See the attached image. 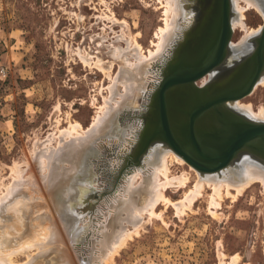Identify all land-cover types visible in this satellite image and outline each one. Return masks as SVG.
I'll use <instances>...</instances> for the list:
<instances>
[{
	"label": "rangeland",
	"instance_id": "1",
	"mask_svg": "<svg viewBox=\"0 0 264 264\" xmlns=\"http://www.w3.org/2000/svg\"><path fill=\"white\" fill-rule=\"evenodd\" d=\"M163 2L165 3V0H0V55L14 54L15 57L10 64L0 63V69L3 67L7 71L6 78L0 75V203L7 202L0 204V244L2 245L0 249L8 244L16 248L21 242L22 244L35 243L38 241L37 237L39 239L45 237L41 240L47 242L45 239H49L52 232L50 227L47 228L45 225H51V230L53 231L56 227L54 232L57 230L55 234L59 233L60 237L62 235L63 241L55 240V242L49 239L47 243L45 242V247L43 246L45 250L32 248V252L40 254L29 259L28 264H67L65 262L68 261L70 264H98L99 258L104 256L105 250L103 251L102 248L105 249V246L101 248V245H104L101 243L102 238H98L97 241L95 235L90 234L92 225H94V234L103 228L102 234L105 226L106 229L109 228L110 231L113 229L112 231L116 232L122 224L124 227L127 226L129 231L134 230L132 223H128L125 219L127 224L124 220L121 224L113 219L102 220L109 214L108 210H104V213L97 211L101 197L93 182L85 176L78 179L79 188L75 192L72 205H68L66 209L68 220L62 222L56 214L50 190V187L62 190L59 187L61 183H56L55 187L51 186L50 176L46 178L50 175L49 168L44 169L46 161L48 162L45 159L48 156L41 158L42 154L47 155L49 149L56 150L57 147L68 146V141L71 142V139L77 135H84L86 128L91 127L94 118L100 115L105 98L111 95L108 88L113 84V78L120 70L124 71L125 68L132 67L130 63V65L126 64L127 61L135 62L138 58L136 53L138 46L142 47L145 55H149L150 50L156 49L157 32L165 26L166 6ZM238 4L242 8L241 12L244 10L242 22L245 27L240 24L236 27L232 26L230 52H234L235 55L238 53L236 56H239L240 52L235 49L239 48L241 51L243 48L241 45L244 42L246 45L242 52L250 49L253 37L260 34L264 26V0H256L257 7L247 5L244 0H239ZM199 5L201 0H189L185 4L186 18L194 15L192 25L196 24L199 17ZM238 7L236 9L232 5L231 18L241 13ZM251 31H253L252 34L246 36ZM243 38L246 39L242 41ZM134 42H137L138 46ZM173 50L176 51L174 47ZM174 51L166 62L165 69H167L166 65L171 63ZM144 76H141L142 85L146 79V73ZM123 78L121 77L119 82L116 81L115 95L108 102L110 107L119 105L117 103L121 100L119 95L124 93V84H121L124 83ZM208 80L210 77H204L198 81V85H204ZM154 92L146 105V111L143 112L144 124L139 144L150 122L148 118L153 114ZM238 101L246 106L250 104L251 109L257 112L261 106L264 107V83L257 84L249 95ZM123 107L122 104L116 109L120 111ZM136 108H140V104ZM77 123L80 125L77 126ZM70 133L72 137L68 136ZM93 139L94 137L88 142H92ZM63 140L67 141L66 144ZM157 142L165 144L161 140L154 143ZM58 143L59 146L56 147ZM139 144H136V150L133 153L135 158H137L136 151ZM175 155L181 157L172 150L168 178L175 177L172 180L177 183L176 185L173 184L174 182L167 184L169 187L161 189L169 203L159 201L154 207L155 214L144 213L142 227L140 226L137 232L132 234V238L128 239L106 264H220L221 262L264 264V185L261 181L255 180L250 183L235 198L225 196L218 207L210 205L208 196L212 190L206 186L202 195L193 199L191 206L182 208L181 201L187 192L190 193V190L194 188L193 186L199 180L200 171L183 157L179 158L184 161L180 163ZM57 159L54 160L58 165L57 169H63L70 164L68 160ZM255 161L264 165L260 161ZM95 174H93L94 179H96ZM15 175L22 177L19 181L20 188L11 194V197L10 195L4 197L8 193L7 191L4 194L9 184L11 187L14 184L17 178ZM185 177L187 181L184 185L179 184L177 179ZM231 192L235 193V190L232 189ZM144 196L146 194H143ZM11 202L12 205H10ZM140 203L142 210L146 206L145 198ZM23 206L27 210L23 209ZM176 206L180 208L178 211ZM23 215L29 216L28 219H24ZM102 215L104 217H101ZM122 215L125 216L124 210ZM41 217L44 219L41 220ZM16 218L17 220H13ZM100 219L102 222H99ZM37 220L44 221L45 224ZM21 222L24 224L23 227ZM26 222L33 225L30 227V224L28 226ZM104 222L107 225L104 226ZM37 226L41 227L43 234L38 232L41 230L39 227L37 229ZM24 227L26 231L23 230ZM17 237L20 239L17 240ZM50 241L51 245L54 242V244L58 243L56 246H51ZM95 246H98L99 250L101 248L103 252L100 250L99 253L102 252V254L97 252L98 247ZM51 247L58 249L52 252ZM109 251L110 248L106 250V252ZM106 252H104L105 255ZM22 253L17 255L16 263L20 264L28 260L26 252Z\"/></svg>",
	"mask_w": 264,
	"mask_h": 264
},
{
	"label": "bare ground",
	"instance_id": "2",
	"mask_svg": "<svg viewBox=\"0 0 264 264\" xmlns=\"http://www.w3.org/2000/svg\"><path fill=\"white\" fill-rule=\"evenodd\" d=\"M188 1L189 0H165V3L163 2L166 6L165 11H164V13H165V18H164L165 19V26L161 27L159 29V32H157L158 41L155 43L156 49L150 50L149 55L148 54L145 55L143 50H142V47L138 46L137 42H134L138 46V48H136V53L138 55L137 56L138 58H136L135 62L134 61L128 62L126 60L127 61L126 64L130 63L132 65V67L125 68L124 71H122L123 69L120 70L118 75L113 78L114 82H113V84L109 85V88H108L110 90L109 93H111V95L109 96V94H108L109 97L107 96L108 98H105V101H104L105 104L103 103L104 105L102 104V106H101L102 109L100 111V115L97 116V114H96L97 117L94 118V121H93L94 123L91 125V127L89 126L88 129L86 128L87 131L85 130L86 132L84 133V135H82V134L77 135L76 137H74V139H71L72 140L71 142L66 141L68 146L66 145L64 147L63 146L57 147V146H59V143H58V145H56V147H57L56 150H53V148H52V150L49 149V151L47 150V153H46L47 155L42 154L43 155L42 158L40 157L41 159H43V157L48 156V157H46L47 159H45V161L48 160V162L46 161L44 169L49 168L48 174H50V175H48V177H46V178L48 179L50 176L49 181L51 182L50 184H52L51 186L56 185V183L59 184V182L61 183L59 185V187H61L62 190H56V189L51 188V187H50V190H51V194L53 195V196L52 195L51 196H52V199H54L53 202H54L55 209L57 212L56 214L59 216V218L61 219L62 222H65L68 220L66 209H67L68 205H72L71 203H73V199L75 197L74 196L75 192H76V190H78L79 184H80V182H78V179L82 178V176L83 177L85 176L86 179H88V177H89V179L93 182L94 186L97 188L98 195H100L99 197H101V201H100V203H98L97 208H96L97 211H103L102 213H104V210H108L109 214H107L106 217H104L102 215L101 217H104V219H102V220L105 221L108 219H110V220L113 219V220H116V222L118 221V224L119 223L121 224L122 220L125 219L128 221V223H130V224L132 223V227H135L134 230L129 231L126 228L127 226L125 225L126 227H124V226H122L123 225L122 224V225H120L119 230L116 229V232H114V231H112L113 229L111 231L109 228L106 229L105 225H107V224H106V222H104L105 223V224L103 223L105 226L104 232L101 234L103 228L100 229L101 231H99L95 225V227H96L95 230L97 229L98 231L96 230L97 232H96V234H94V232H93L94 231L93 230L94 225L91 224L92 226L90 228L91 229L90 234H92V236L95 235L94 237H96L95 240H97V241H98V238H102V240L101 239L100 240H101V243L104 245H101V248H102V246L103 247L105 246V249L102 248L103 251L105 250L104 252H106V250L107 249L109 250V248H110V251L106 252V255L104 254V252L100 248V250L103 252V255H104L103 257H101V259L98 256H96L97 254L94 255V257L96 256L99 258V260L97 262L98 264H103V263L106 264L107 261L110 262L114 256V254L120 249V247H122V245L128 239L132 238V234L134 232H137V230L139 229L140 226L142 227V224H143L142 222H144L142 220V216L144 215V213L155 214L156 212L154 211V209H155L154 207H155V204L158 203L159 201H164V202L169 203L168 199L163 195V192L161 189L163 187L165 189V187L168 186L170 183L174 182L173 183L174 185H176L175 183H177V182L172 180L175 177H173L172 179L168 178L169 172H170L169 158H170V155L172 154L173 149L167 143H165V144L164 143H158V142L154 143V144L152 143L153 145L151 144V146L148 147V149L143 153L142 158L141 159L139 158V160H138V157L135 158V156H133V153H134V150H136L135 149V147L137 146L136 144H139L138 142L140 141V133H141V130H142V127L144 124V119L142 118V116L144 117L143 112H145L147 109L146 105H148L147 103L149 102L150 96L157 89V86L160 83V77H162L161 74L164 72V69H165L164 66H165L166 62L168 61V59L173 54V51H174L173 47L175 48V45H177V43H176L177 40H180L183 37H185L187 30L193 24L194 15L190 16L189 18H186L187 16L184 13L185 12V4ZM244 1L247 3V5L249 4V6L250 5L256 6V0H244ZM238 2H239V0H231V4L233 5V8L237 9V7L239 5ZM240 7L241 6L239 5L238 10H240V12H241L242 8H240ZM257 10H259V9H257ZM243 11L244 10H242V12ZM242 12L238 13L237 17L231 18V23H232L233 27H236L239 24L241 26L245 27L244 23L242 22V18H243ZM252 32L253 31H251L246 36L252 34ZM245 39L246 38H243L242 41H244ZM244 43L241 45V47H243V48H245L244 45H246ZM127 44H129V43H127ZM230 45H232V44H230ZM132 47H133V45H132ZM243 48H242V50H243ZM119 49H121V48H119ZM126 49H128V48L126 47ZM126 49H124V51H126ZM242 50L240 51L239 48L235 49V51H239V52H242ZM119 51H121V53H123L122 50H119ZM136 53H134V54H136ZM119 54H120V52H119ZM134 59H135V57H134ZM126 61H124V62H126ZM167 66L168 65H166V68H167ZM120 68H122V67H120ZM145 73H146V79L144 82L142 81L143 82V85H142L141 76L142 75L144 76ZM211 76H213V74ZM121 77H124L123 79H125L123 81L124 83H121V84H124L123 85L124 86V93L119 95V96H121V100L118 101L117 103H119V105L123 104L124 107L119 111L118 109H116V107L118 108L119 105L115 106L113 104L115 107L114 106L110 107L108 102L113 99V95H115L114 92L116 90V81L121 79ZM259 83H264V73L260 77L257 84H259ZM114 101H116V100H114ZM237 101L238 100H236V102L231 103V104H233V106L239 112H241L244 116H247L248 119H251L254 121L264 122V107L261 106L259 108V110L257 112H255L251 109L252 107L250 106V104L246 106V105L242 104L240 101H238V102ZM140 102H142V104ZM110 104H111V102H110ZM138 104H140V108H136V106H138ZM126 107H128V109H126ZM115 113L117 114L116 117H115V115H116ZM78 125H80V124L77 123V126ZM71 129H73V127ZM78 129L82 130L81 128H78ZM75 130H77V129L75 128ZM78 133H76V134H78ZM69 135L71 136V133L68 134V136ZM73 136H75V135H73ZM93 137H94V139L91 140L92 142H88V140L90 141V139H92ZM68 139H69V137H68ZM98 139H99V141H97ZM96 141H97V143H96ZM66 142H65V144H66ZM159 144H161V145H159ZM62 145H64V144H62ZM74 146L75 147L78 146V148L77 147L75 148ZM44 152H46L45 149H44ZM48 152H49V154H48ZM94 155L96 157H94ZM66 156H68V157H66ZM175 157H177V159L181 158L177 155H175ZM55 158H58L59 160H66V161L68 160L70 162V164L68 162L69 166L64 167V165H63V167H64L63 169L62 168L57 169L58 165L55 164V161H54ZM127 160L129 162H127ZM180 161L184 162L183 160L179 159V162ZM182 162H180V163H182ZM91 171L93 172V174L96 173L95 174L96 179H94ZM198 171H200V170H198ZM199 173H200L199 174V180L195 183V186H193L194 188L192 189V191L190 190V193L187 192L186 196L181 201L182 208L183 207L186 208V207L191 206L193 199L196 198L198 195H202L203 190L205 189L206 186L210 187V189L212 190V192L208 196L209 201H210V205L214 206V207H218V206H220V203H221L220 201L223 200V198H225V196L235 198L238 194H240V192H242V190L244 188H246L250 183L254 182L255 180L261 181V183L264 185V165L258 164L253 158H251L248 155H243L237 161V163L236 162L231 163L219 171L207 172V173H203L200 171ZM182 175H183V173H182ZM46 176H47V174H46ZM46 178H44V179H46ZM20 179H22V177L19 175L17 178H15L16 181L14 180V184H12V187L9 184L10 188L7 187L8 190L6 188V191L4 194H6L7 191H8V193L6 195H4V197L8 196V195H10V197H11L12 196L11 194H14V192H16L20 188V182H19ZM23 180H25V179H23ZM177 180H178L179 184L184 185V183L187 181V178L185 177V178H181V179H177ZM21 187H22V185H21ZM232 189L235 190V193L231 192ZM57 192H59V193H57ZM143 194H146L147 197L146 196L143 197ZM21 195H23V194L21 193ZM55 195H57V196H55ZM14 197H12V198H14ZM144 198H145V205L146 206L144 205L145 207H143V209L141 210L139 205L141 204L140 202H142V200ZM9 200H7V201H9ZM95 201H97V200H95ZM12 202L10 205H12ZM3 203H0V204H3ZM6 203H4V204H6ZM9 203H8V205H9ZM171 203H173V202H171ZM180 205H178V206H180ZM18 206L19 205H17V207ZM21 206L22 205H20V207ZM141 207H142V205H141ZM8 208H10V207H8ZM27 208H28V205H27ZM16 209L17 208H15V210ZM18 209H19V207H18ZM23 209H26V208L24 207ZM176 209L178 211L180 208L178 209V207H177ZM123 210H124L125 216L122 215ZM14 211H13V213H16ZM11 212H12V210H11ZM18 212H17V214H18ZM27 213H28V211H27ZM214 213H216V212H214ZM95 214H96V212H95ZM99 214H101V212ZM14 215H16V214H14ZM24 215H23V218L28 219L29 216L27 215L28 217H24ZM97 215H98V213H97ZM38 217L40 218V216H38ZM38 217H37V219H38ZM23 218L21 217V219H23ZM85 218H86V216H85ZM85 218H84V221L86 220ZM94 218L96 219L95 216H94ZM43 219H44V217H41V220H43ZM13 220H17V218L13 219ZM20 220H19V222H20ZM41 220H37V221H41ZM21 221H23V220H21ZM26 221H28V220H26ZM34 221H36V220H34ZM34 221H33V223H34ZM100 221H101V219L99 220V222ZM127 221H125L126 224H127ZM12 222H14V221H12ZM41 222L44 223V221H41ZM133 222H135V223H133ZM29 224H28V226H29ZM46 224H48V223H46ZM133 224H135V226H133ZM6 225H8V223ZM31 225H33V224H30V227H31ZM99 225H101V224H99ZM109 225L110 224L108 223V226ZM23 226H24V224L22 225V227ZM26 226L27 225H25V227ZM40 226H43V225H40ZM40 226H37V229L39 227V230H41ZM45 226L47 228L50 227V231L52 232L51 233L49 231L51 233V235H50L51 237L49 236L50 233L47 234V236L50 237L49 238L50 240H52V241L61 240L62 235L60 237L59 233L55 234L57 230L54 232L56 227L52 231L51 225L50 226L45 225ZM25 227L23 229L24 231H26ZM46 227H45V229H47ZM110 227H112V226H110ZM114 227H116V226H114ZM26 229H28V227ZM42 229H43V231H45L43 227H42ZM59 230H60V228H59ZM29 232H27V233H29ZM35 232H33V233L36 234ZM38 232L39 233L41 232L40 234H43L42 230L38 231ZM8 233H9V230H8ZM53 233L55 234V237H54ZM20 234H22V232ZM52 236H53V239L55 238L54 240L52 239ZM14 237H16V235ZM32 237L34 238L35 236H32ZM56 237H57V239H56ZM3 238H5V237L3 236ZM18 238L19 237H17V240H18ZM37 238H38L37 239L38 241L35 243L26 242V243L22 244L23 242H21V244H18V246H16V248H14L15 246H13V247L10 246V244H8V242H7L8 245L5 248L0 249V264H19V263H16V258H17V255L20 254V252L21 253L26 252L25 255L28 256V260H26V262L24 261L23 263H20V264H24V263L28 264L27 262L29 261V259H31L33 257L35 258V255L37 256L38 254H40L38 251L45 250L43 248V246L45 247V244L49 241L48 238L45 239V240H47V242L41 240V239H44L45 237H43V238L40 237L41 239H39V237H37ZM22 239L23 238L21 237V240ZM9 241H11V240H9ZM32 241H36V240L34 239ZM61 241H63V239ZM61 241L59 243H61ZM17 243H15V244H17ZM54 243H53V245H51L52 242L50 241L51 246H56V244L58 242L56 244H54ZM88 243H86V244H88ZM63 245H65V244H63ZM65 246H64V248H66ZM48 247H50V246H48ZM58 247H59V244H58ZM95 247L97 248L98 246H95ZM32 248H39L40 250L36 249V250H38L37 251L38 254L36 252H32L33 251ZM51 248H53V251L50 249L49 250L52 252H55L54 249H56V251L58 249L55 247H51ZM96 250H98L97 252L99 253V251H100L99 247ZM65 251H67V250H65ZM102 252H100L99 254H102ZM42 254L44 255V253H42ZM45 254H48V253H45ZM62 256H63V254H62ZM49 257H48V260H49ZM53 257H54V255H53ZM65 257L67 258V255ZM65 257H62V258H65ZM95 259H97V258H95ZM29 263H30V261H29ZM46 263H47V261H46ZM65 263L70 264L69 261L65 262ZM36 264H38V263H36ZM220 264H224V263L221 262Z\"/></svg>",
	"mask_w": 264,
	"mask_h": 264
},
{
	"label": "water",
	"instance_id": "3",
	"mask_svg": "<svg viewBox=\"0 0 264 264\" xmlns=\"http://www.w3.org/2000/svg\"><path fill=\"white\" fill-rule=\"evenodd\" d=\"M231 15V0H214L199 40H191L194 25L181 42L177 40L154 92L153 114L136 151L138 160L161 140L203 173L219 171L246 154L264 164V122L248 119L231 104L249 95L264 73V26L250 64L236 68L230 78L211 76L231 49ZM207 76L210 80L198 85Z\"/></svg>",
	"mask_w": 264,
	"mask_h": 264
},
{
	"label": "flooded vegetation",
	"instance_id": "4",
	"mask_svg": "<svg viewBox=\"0 0 264 264\" xmlns=\"http://www.w3.org/2000/svg\"><path fill=\"white\" fill-rule=\"evenodd\" d=\"M213 4H214V0H201V5H199L200 6L199 17L196 21V24L193 26L194 27L192 31L193 35L191 36V40H193L194 42L196 40L197 41L199 40L198 38H200L201 36L200 35L201 31L203 33L204 30L207 29ZM258 36L259 34L253 37L252 43H251L252 45L250 49L244 52H240L239 56H236L234 52L233 53H231L230 51L228 52L224 65L221 67L220 70L215 72L216 74L215 73L213 74V76L215 77V80H219L220 78H224V77L230 78L231 75L232 76L235 75V72L237 71L236 68H240V67L245 68L247 61L250 64V59L257 46L255 40L256 38H258Z\"/></svg>",
	"mask_w": 264,
	"mask_h": 264
},
{
	"label": "crops",
	"instance_id": "5",
	"mask_svg": "<svg viewBox=\"0 0 264 264\" xmlns=\"http://www.w3.org/2000/svg\"><path fill=\"white\" fill-rule=\"evenodd\" d=\"M17 54V53H16ZM0 63L3 65V63H5V64H10L12 61V59H15V57H14V54L12 55H5V54H2V55H0ZM16 58L18 59L19 57L16 55ZM17 62V61H16Z\"/></svg>",
	"mask_w": 264,
	"mask_h": 264
},
{
	"label": "built area",
	"instance_id": "6",
	"mask_svg": "<svg viewBox=\"0 0 264 264\" xmlns=\"http://www.w3.org/2000/svg\"><path fill=\"white\" fill-rule=\"evenodd\" d=\"M0 75H1L2 77H4V78L7 77V71H6L5 68L2 67V68L0 69Z\"/></svg>",
	"mask_w": 264,
	"mask_h": 264
}]
</instances>
